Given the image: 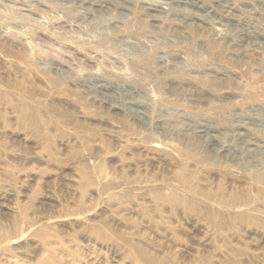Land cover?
Wrapping results in <instances>:
<instances>
[{"label":"rangeland","instance_id":"obj_1","mask_svg":"<svg viewBox=\"0 0 264 264\" xmlns=\"http://www.w3.org/2000/svg\"><path fill=\"white\" fill-rule=\"evenodd\" d=\"M0 264H264V0H0Z\"/></svg>","mask_w":264,"mask_h":264}]
</instances>
